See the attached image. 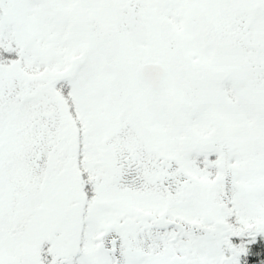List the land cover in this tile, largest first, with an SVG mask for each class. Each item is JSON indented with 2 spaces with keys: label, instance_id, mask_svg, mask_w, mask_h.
Instances as JSON below:
<instances>
[{
  "label": "rangeland",
  "instance_id": "obj_1",
  "mask_svg": "<svg viewBox=\"0 0 264 264\" xmlns=\"http://www.w3.org/2000/svg\"><path fill=\"white\" fill-rule=\"evenodd\" d=\"M162 1L0 0V264L15 259L7 232L18 203L42 190L49 194L48 164H63L68 154L76 160L80 142L83 158L100 175L94 174V194L84 207L92 215L84 219V208L77 210L73 221H55L40 233L68 260L83 248L87 256L79 264H233L240 250L224 257L233 247L225 223L229 202L238 234L254 229L264 236V97H253L256 87L238 74V91L247 97H195L191 122L183 120L179 97H148L132 79L129 62L163 53L155 13ZM130 12L135 29L128 27ZM83 19L81 39L76 25ZM262 25L253 23L246 37L255 41ZM58 82L70 84L80 122L54 96ZM233 128L237 150L228 134ZM221 139H230L226 155L235 161L226 160V181L215 183L210 169L195 166L192 145L217 142L221 152ZM123 200L128 212H138L130 231L121 226L129 218Z\"/></svg>",
  "mask_w": 264,
  "mask_h": 264
},
{
  "label": "flooded vegetation",
  "instance_id": "obj_2",
  "mask_svg": "<svg viewBox=\"0 0 264 264\" xmlns=\"http://www.w3.org/2000/svg\"><path fill=\"white\" fill-rule=\"evenodd\" d=\"M176 1L163 0L157 3L155 10L161 20L157 33L165 44L163 53L139 64L135 61L127 64L134 72L132 79L140 91L146 92L148 97H179V110L184 117L181 118L191 119V122L198 111L193 102L195 97L246 96L238 91V74L246 76V81L256 87L257 93L253 97H264V0H181L179 4ZM195 10L197 15H194ZM129 18L133 23L132 27H128L135 29L137 19L132 12L127 21ZM167 19L172 26L166 24ZM255 22H262L263 25L258 38L252 42L246 34ZM159 44L161 42L157 44V49L162 48ZM238 53L243 61L238 62ZM145 64H160L165 69L159 92L141 79L140 68ZM60 83L56 84L54 96L61 100L65 108L64 98L57 89ZM182 103L190 105L192 110L185 113ZM71 106L76 113V98L71 100ZM187 126L185 122V128L189 130ZM228 134L233 135L237 150L238 130L233 128ZM223 142L224 151L219 153L216 152L219 148L217 142L197 143L192 148L198 159L219 156L222 165L226 160L234 163L235 158L226 155L230 139ZM206 144L212 151H203Z\"/></svg>",
  "mask_w": 264,
  "mask_h": 264
},
{
  "label": "trees",
  "instance_id": "obj_3",
  "mask_svg": "<svg viewBox=\"0 0 264 264\" xmlns=\"http://www.w3.org/2000/svg\"><path fill=\"white\" fill-rule=\"evenodd\" d=\"M104 1L105 4H108L109 2H117L118 0ZM83 22L84 23L81 22L80 24L76 25V36L81 39H83L84 24L86 23L85 19H83ZM57 89L66 103L70 105L69 111L71 110V116H75L72 120L77 119V123L80 122L82 118H80L77 105L76 113L71 107L73 90L70 84L67 82H61L59 86H57ZM74 145H76V160L74 157H72V155L68 154V157L71 158H64L62 160L63 164L60 163L58 159L55 161V164H52L51 161L48 164L47 176H50L51 184L54 182L50 187V193L45 194V192L42 190L39 195L37 194L35 196L26 198L27 200L24 199L21 200V203H18V217L12 229H9V232H7L8 234L11 233V242L15 240L13 245H10L12 246L10 249L11 254L15 258L12 260L13 264H25L26 260L32 261L35 259L37 261L40 260V264H79V261L84 259L82 257L87 256L82 252L84 250L83 248H77V251L72 253V259L68 260V257L59 249L58 252H55V246L53 247L51 244H48L47 238L40 235L45 227L49 226L55 221H73V215L79 210H82L94 194V190L92 188L94 185V174L97 177H100V175H97V172H92L90 166H88V163L83 158L81 150L84 147V144L80 142ZM219 159L220 157L217 156L215 158L211 157L207 160L203 158V161L201 157V159L196 158L194 163L195 166L200 170L207 171V169H210L208 172L210 175H213L211 177H214V182L218 183L219 181H226L227 176L226 172L224 171L225 168L221 164V159ZM211 166L213 168H210ZM75 168L76 173L74 171ZM78 182L84 189L82 193H79V187L77 186ZM104 183L105 181L100 185H103ZM108 190L110 191L109 188ZM4 191H6V189H4ZM61 192L66 194H61ZM73 195H77V197H74ZM2 199L3 196L2 198L0 197V209L2 207ZM36 201H38L39 205H41L39 209L37 206L34 207L33 205ZM120 204L121 210L124 211L127 216H129V218L121 220V226H125L127 229H129V231L133 230L135 228L134 226L138 223L136 220L138 212L129 211V213L127 205L125 206L124 200L121 201ZM87 208L88 207L84 208L85 211H82L84 219H86L90 214L92 215L91 208ZM168 208L169 205L164 208V210L166 211ZM224 208L228 211L226 214L225 223L228 228L227 233H229V236L231 237L230 245L233 246L231 248L230 246L226 248L228 250H225L224 257L226 259H230V251L232 249L236 250L237 253L238 250H240L239 254H237V256L233 259V264H264V236L262 234H255L254 229L252 232H247L242 236L238 234L240 227L238 225V216L233 211V208H235L234 204L229 202V204L224 206ZM153 215H155V213ZM162 216L165 217L167 214L164 213ZM78 217H81V213L78 215ZM145 223L148 224V221L142 220L141 224L145 225ZM185 239L187 240L188 236H186ZM6 250H8V246L6 247ZM10 250L8 252H10ZM189 263L196 264V262ZM189 263L187 262V264Z\"/></svg>",
  "mask_w": 264,
  "mask_h": 264
},
{
  "label": "water",
  "instance_id": "obj_4",
  "mask_svg": "<svg viewBox=\"0 0 264 264\" xmlns=\"http://www.w3.org/2000/svg\"><path fill=\"white\" fill-rule=\"evenodd\" d=\"M133 20L129 18V26L132 27ZM130 67H132V64H130ZM165 76V69L160 64H145L140 68V77L141 79L148 83L149 86L155 90L156 92H159L162 88V80ZM226 79V77H225ZM224 79V80H225ZM181 108L185 113H189L192 110V107L190 105H187L186 103L181 104ZM209 146H204L203 151H212V149H208Z\"/></svg>",
  "mask_w": 264,
  "mask_h": 264
}]
</instances>
